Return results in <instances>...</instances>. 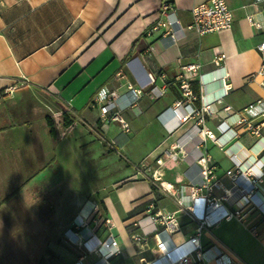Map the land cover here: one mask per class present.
Wrapping results in <instances>:
<instances>
[{"label":"crops","instance_id":"crops-1","mask_svg":"<svg viewBox=\"0 0 264 264\" xmlns=\"http://www.w3.org/2000/svg\"><path fill=\"white\" fill-rule=\"evenodd\" d=\"M164 1L0 0V172L11 169L18 185H31L44 173L70 172L61 157L69 149H87L85 165L78 158L70 161L77 173L65 201L71 214L49 226L59 246H52L40 264H145L159 255L153 235L160 223L150 218L155 212L174 215L178 229L173 241L177 251L187 250L185 241L196 223L177 200L189 202L183 172L195 173L194 161L205 151L221 183L211 193L229 212L240 210L242 216L201 231L204 264H264V128L255 136L238 123L242 108L258 99L264 102L257 73L264 60L256 48L264 42V0H226L232 26L203 34L169 24L161 10ZM168 1L184 27L192 21L191 7L205 0ZM158 20L165 25L152 29ZM170 29L177 40L169 37ZM192 63L199 64L191 78L192 90L200 95L195 104L211 102L212 112L203 122L194 117L169 131L175 119L168 108L182 97V66ZM151 83L164 88L161 96L148 91ZM128 84L146 87L136 105L122 111L129 124L124 131L116 121H99L94 98L101 88L123 92ZM8 86H14L11 92L5 91ZM65 113L70 123H65ZM47 116L56 122L55 139ZM191 124L213 131L216 142L194 136L178 149L186 155L171 159L167 151L176 148ZM104 155L110 162L101 175L97 159ZM115 156L122 159L116 162ZM147 164L164 174L166 190L151 181ZM235 165L261 176L255 204L233 189L225 171ZM109 175L103 185L110 188L107 192L100 193L98 185L91 191L80 188L83 179ZM101 202L105 210H99ZM24 212L21 205L13 207L12 218L30 216ZM84 220L92 235L76 229ZM65 229L76 230L80 243L68 242L62 236ZM109 234L121 251L106 263L95 246ZM133 234L144 238L141 247Z\"/></svg>","mask_w":264,"mask_h":264},{"label":"built area","instance_id":"built-area-1","mask_svg":"<svg viewBox=\"0 0 264 264\" xmlns=\"http://www.w3.org/2000/svg\"><path fill=\"white\" fill-rule=\"evenodd\" d=\"M161 10L169 18V24H178L181 31L193 30L198 34H203L229 29L232 26V13L226 0H205L195 4L190 9L192 21L184 27L180 26L179 21L174 16L170 1L162 2ZM160 25H165V23L158 20L152 29H156ZM168 34L171 40H177V35L171 29ZM256 48L261 53L262 60H264V42L257 44ZM198 67L199 64L195 63L182 66L181 80L179 82L182 97L168 108L172 118L175 119V123L168 128L169 131L192 120L194 117H198L203 122L204 117L212 112L211 102L201 101L199 104H195L200 95L192 90L191 78L197 75ZM257 73L262 75L261 84L264 85V62H262ZM150 78L153 83V77L150 76ZM152 83L149 84L148 91L155 97L161 96L164 88ZM145 87H135L132 84H128L123 92L101 88L94 98L99 106V121H116L122 130L127 131L129 124L122 116V111L136 105ZM13 88L14 86H8L5 91L11 92ZM224 109L228 111L230 106H225ZM238 123L243 125L250 134L260 136L262 128H264V102L258 99L242 108L239 113ZM194 136H198L201 141H204L205 138H209L214 142L217 140V136L213 131L207 130L204 126L198 127L195 124H191L184 134L179 137L176 148L168 150L167 155L173 160H177L179 156H185L186 153H179V150L185 142L191 140ZM195 148L199 150L198 145H195ZM194 164L195 173L189 172V169L183 172L188 181L190 200L188 203H184L182 199L177 200L179 208L196 223L195 233L185 241L189 248L184 251H177L178 246L172 238V234L178 229L175 225L174 215L155 212L150 215V218L160 223V227L153 235L159 255L146 261L145 264H204L201 245L198 241V235L201 231L214 226L223 219H229L233 216L240 219L242 216L240 210L229 212L220 202V199L211 193L214 187L218 188L221 186L220 180L215 176L216 164L211 155L207 151L200 152ZM141 165L144 166L145 163ZM146 168L151 172V181L154 185L158 184L160 188L166 190L168 186L164 183V174L156 168L149 170L151 166L148 164ZM225 173L233 182V189L245 196L248 202L255 204L254 197L256 196L258 183L261 182V176H256L249 170H243L238 165L227 169ZM76 229L81 230L84 234H93L87 220L77 225ZM66 236L71 242L80 243V235L76 230L68 229ZM132 238L138 244V247L142 246L143 237L133 234ZM95 250L106 263L112 255L121 251L117 240L110 234L99 245L95 246ZM193 258L194 261H192Z\"/></svg>","mask_w":264,"mask_h":264},{"label":"rangeland","instance_id":"rangeland-1","mask_svg":"<svg viewBox=\"0 0 264 264\" xmlns=\"http://www.w3.org/2000/svg\"><path fill=\"white\" fill-rule=\"evenodd\" d=\"M86 150V146L73 149L71 152L69 149L65 158L61 157V164H65L67 169H72L70 172L58 170L44 173L27 186L17 184V179L14 178L11 169L1 170L0 206L2 204L3 206L0 209V264H40L48 256V251L52 246H59L54 243L58 239L56 235L49 233V226L52 222L63 221L58 218L59 216L66 213L71 214V210L66 208L68 204L65 203L72 195L73 186L70 184L74 183L76 173L73 170L74 164L70 161L78 158L85 165ZM109 158L108 155H104L97 159L101 175L107 167L104 166L105 163L110 162ZM121 159L115 156L116 162ZM51 162L53 163V159ZM109 178L110 175L101 177L98 181L83 179L80 188L82 191H91V186L98 185L100 193L107 192L110 188L103 185L109 182ZM78 180L77 178V183ZM20 205L27 210L22 214L30 216L12 218L13 207ZM38 209L43 213L34 211ZM50 209H56V212H51ZM67 230L65 229L64 233ZM64 233L62 236L71 242Z\"/></svg>","mask_w":264,"mask_h":264},{"label":"trees","instance_id":"trees-1","mask_svg":"<svg viewBox=\"0 0 264 264\" xmlns=\"http://www.w3.org/2000/svg\"><path fill=\"white\" fill-rule=\"evenodd\" d=\"M64 121H65V123H70L72 121V120H69L68 114H66V113L64 114ZM46 122H47V125L49 127V132H50L51 136L55 139L57 136V129H56V122H55L54 118H52L51 116H47ZM99 210H105V206L102 202L100 203ZM97 212H98V210L96 211V213Z\"/></svg>","mask_w":264,"mask_h":264}]
</instances>
